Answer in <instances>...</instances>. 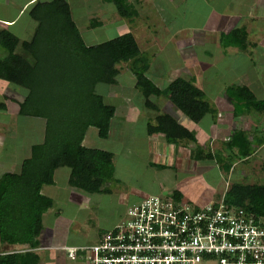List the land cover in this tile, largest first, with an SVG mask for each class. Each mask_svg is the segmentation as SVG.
<instances>
[{"label": "rangeland", "instance_id": "rangeland-1", "mask_svg": "<svg viewBox=\"0 0 264 264\" xmlns=\"http://www.w3.org/2000/svg\"><path fill=\"white\" fill-rule=\"evenodd\" d=\"M66 1L85 44H96L122 33H130L135 40L139 56L147 65L144 74L148 79H152L157 87L161 89L176 78H181L195 87L196 91L203 95V103L215 114L214 116L208 113L203 115L199 120L200 125L206 127L210 124V118L212 129L206 132L204 130L205 134L199 135L201 131L198 132L197 142L186 143V145L192 146L189 147L190 152L198 147L203 154L221 153L225 157L224 162H227L225 164H230V166L237 162L226 152L228 150L224 145L229 134L228 125L223 126L226 128L223 130H218L215 126L218 125L219 120L222 123L228 121L223 117L230 112L226 106L228 100L224 96L227 86H238L242 82L247 86L250 85L251 89L255 87L256 92L251 91L257 99L264 97V10L259 9L256 2H249L243 8H238L239 4L232 8L229 3L227 8L224 6L227 0H222L220 6L209 0L207 2L204 0H183V2L142 0L139 4L130 0L137 15L128 20L119 17L111 4L101 2V0ZM250 5H254L252 10L245 9ZM247 11L250 12L247 13ZM216 13L219 15L224 13L226 18L231 19V22L228 21L229 24H226L228 31L243 26L250 27L251 31H248L246 39L248 47L240 52L233 49L222 51L218 39L220 35L218 34L220 33L218 22L221 23V17H218ZM249 16L253 19L249 20ZM90 19L101 22V28L91 25ZM243 20L245 22L241 24ZM252 21L253 24H250ZM228 31L225 30L223 33L226 34ZM252 65L254 66L251 67ZM117 70L114 85L98 84L94 88V92L102 97L103 102L113 106L115 110L107 139H98L93 129L86 131V139L85 135L83 136V142L85 141L84 145L87 148L112 154L113 180L109 181L106 186L109 193L89 195L76 190V194L84 196L86 200H67L68 188L63 180L65 170L61 169L55 174L54 188L56 189L52 191L54 211L44 213L45 231L40 232L37 238L38 246L43 244L49 248L37 251L39 264H70L65 258V250L58 248L68 245H91L96 241L94 239H97V236L123 221L124 212L127 209V201L123 198L128 195L127 197L134 199L130 196L131 191L137 190L138 194L145 196L159 195L174 199L173 192L177 190L183 199L179 200L201 206L212 200H218L225 183L226 186L232 183L264 184V166L261 165L264 159V147L257 151L254 160H249L248 165L245 166L244 162H240L228 173L223 171V164L217 166L213 161L198 163L196 166L198 171L172 169L162 172L155 170V168L160 169L156 166L146 167L148 159L145 160L147 149L143 142L144 121L146 117L151 119L157 112L164 113L167 110H173L171 105L172 107L174 105L164 95H161L153 100L157 108L156 113L149 112L146 108L143 109V99L133 89L134 77L130 65L121 63L117 65ZM128 107L138 111V118H136L137 114L131 111L127 118L125 117L127 121L123 120L122 127L118 128V117L123 116ZM175 108L184 114L176 106ZM216 110L221 113L216 114ZM9 111L10 107L7 106V113H3L4 119L1 122L6 127L11 122H15L8 115L11 114ZM0 115H2L1 111ZM174 117L172 118L178 125H191L190 129L195 131L196 126L192 119L185 116L189 121L183 120L179 115ZM30 120L38 123L43 121L36 118H30ZM232 124V128L246 129L247 138L252 135L264 138V116L262 114L250 111L243 116L233 118ZM5 132L4 130L0 132L1 138H4ZM39 138L40 134H30L29 138L21 143L23 149L26 141L29 140L34 144L39 142ZM3 140L2 146L7 148V152L4 153L8 156L10 138ZM157 142L162 143V140L157 139ZM152 143L153 146H157L156 141ZM152 145L149 146L148 143V151L150 149V151L157 152V148L152 149ZM1 152L3 153V150ZM9 169L6 171L11 173L15 171ZM171 173L176 176L175 178L173 176L174 180H169ZM57 211H59L58 215L54 214ZM80 258L84 264H87L83 256ZM54 260L55 263H53ZM209 264H216V262Z\"/></svg>", "mask_w": 264, "mask_h": 264}, {"label": "trees", "instance_id": "trees-1", "mask_svg": "<svg viewBox=\"0 0 264 264\" xmlns=\"http://www.w3.org/2000/svg\"><path fill=\"white\" fill-rule=\"evenodd\" d=\"M102 1L111 4L121 18L131 20L136 16L127 0ZM28 16L36 23L29 40L20 42L9 31L0 30V81L26 92L17 114L42 119L43 136L41 142L30 146L29 156L21 161L18 173L0 175V245L24 250L0 254V264H39L35 249L42 230L41 216L52 207V200L40 194V189L53 185L55 170L66 168V184L77 191L109 193L106 186L113 180L112 154L84 147L81 142L89 127L96 130L98 139L107 138L114 107L105 104L94 88L98 84L114 85L117 65H130L133 87L145 108L156 113L150 98L164 95L194 122L206 113L215 114L203 103V95L181 78L157 88L144 74L147 65L130 33L86 45L65 0L37 1ZM90 24L95 26L97 22ZM218 39L221 49L244 50L249 46L242 27L221 33ZM224 96L233 118L250 111L264 116V98L256 99L246 87L229 85ZM145 128L147 135L161 134L166 144L195 143L193 133L165 113L157 112L153 123L147 122ZM247 133L232 131L224 143L230 155L240 162L263 143L262 136L252 135L248 140ZM190 157L196 161L214 159L198 147L190 152ZM228 170L229 165H224L223 171ZM173 198L179 200V194L173 192ZM221 198L224 204L241 208L256 219L264 218V184L232 183ZM104 233L97 236L98 240Z\"/></svg>", "mask_w": 264, "mask_h": 264}, {"label": "built area", "instance_id": "built-area-1", "mask_svg": "<svg viewBox=\"0 0 264 264\" xmlns=\"http://www.w3.org/2000/svg\"><path fill=\"white\" fill-rule=\"evenodd\" d=\"M95 244L64 248L87 264H264V218L223 203L143 196ZM24 251V250H21Z\"/></svg>", "mask_w": 264, "mask_h": 264}, {"label": "crops", "instance_id": "crops-1", "mask_svg": "<svg viewBox=\"0 0 264 264\" xmlns=\"http://www.w3.org/2000/svg\"><path fill=\"white\" fill-rule=\"evenodd\" d=\"M37 1H50V0H0V30L4 29V30L9 31L20 42L29 40L30 36L32 35V32L35 29L36 23L29 18L28 10ZM85 1L86 0H84V2ZM128 1L130 2V0H128ZM133 1H134L135 4H139L140 2H142V0H133ZM173 1L183 2V0H171V2H173ZM204 1L207 2L208 0H204ZM209 1L216 2L219 6H220V4L222 2V0H209ZM65 2L68 4V2L66 0H65ZM101 2H103V1L101 0ZM249 2H256L258 4V8L261 9V10H264V6H263L264 5V0H227L226 4L224 6H226L228 8L229 7V3H231V7L232 8H234V6H236V4H239L238 8H241V7L243 8V6L244 5H248ZM131 5H132V3H131ZM80 6H81V4H80ZM68 8H69V13H70V18H71V20L74 22V24L76 26V23H75V21L73 19V16L71 14V10H70L69 4H68ZM133 8H135V7L133 6ZM246 8L248 10H252L254 8V5L247 6V7H245V9ZM135 12H136V10H135ZM249 12L250 11H247V13H249ZM216 14H218V13H216ZM136 15H137V13H136ZM217 16L221 17V20H220L221 23L218 22V24H219V30L218 31L220 32L218 34L223 33L225 30L228 31L229 29H226V26H227L226 24H229L231 22L230 21L231 19L230 18H226L224 16V13H222V15L218 14ZM249 17H248L249 20L253 19L252 16H249ZM243 19H247V18H243ZM90 20H91L90 22H93L92 19H90ZM240 20H242V19H240ZM228 21H229V23H227ZM235 21L239 22V20H236V19H235ZM96 22H97V24H96L97 28H101V26H102L101 22H99L98 20ZM244 22H245V20H243L241 24H244ZM250 24H253V21ZM236 25L237 24L235 23V26ZM76 28H77V26H76ZM242 28H244V30H245L246 39H247L248 31H251V29H250L249 26H247V27L243 26ZM261 30H262V28L260 29V31ZM215 32L217 33V31H215ZM79 34H80V32H79ZM80 36H81V34H80ZM82 40H84V39L82 38ZM229 49L230 50L231 49L237 50V51L240 52V50L235 49V48H226V49H222V51H228ZM2 56H3V54L1 53V50H0V57H2ZM253 66L254 65H252L251 67H253ZM150 80L152 81V79H150ZM241 83H239L238 86H244L247 89L250 87V85L247 86L246 84H243V83L241 84ZM157 88H159V87H157ZM133 89H134V87H133ZM248 90L255 97L254 92H252L253 90L256 92L255 87L253 89L249 88ZM25 95H26V92L23 89L0 81V111L2 112V115H0V132L3 131V130L6 131L5 135H4V138L0 137V172H1V174L9 172V171H6V170H8V168H10L9 170H15V171H12L13 173H18L21 161L26 159L29 156V148H30L31 145H33V143H30L29 140L26 141V143H25L26 146L24 145V149H23V147L21 145V143L24 140H27V138H29L30 134H32V135L34 133H36L38 135L40 134L39 142H41V140H42L44 122L43 121L40 122V123L31 122L32 120H30L29 117H22V116H19L17 114L18 104L23 100ZM150 99H151V101L153 103V100L156 99V98H152L151 97ZM258 100H261V99H258ZM228 104L226 106H228V108L230 109L229 110L230 112L228 114L229 116L228 115H223V117L228 119L227 123H222L219 120V122L217 123L218 125L215 126L216 129L223 130L225 128L223 126L228 125L227 129L229 130V132H228L229 134L226 137L225 141H227V139L230 136L232 131L238 130L236 128H232V125L234 123L232 124L233 118L231 117V108H230V105H228ZM7 106L10 107V111L9 112L11 113V114H8V115L11 117V120L13 119L15 122L14 123L11 122V124H9L6 127V125L1 123V122H3V119H4V114L3 113L4 112L7 113ZM144 108L145 107H143V109ZM171 109H173V110H169V111L167 110L164 113L168 114L169 116H172L173 118H175L174 116L179 115V116L182 117L183 120L187 119L189 121V119L187 117H185L184 114H182L181 112L177 111L176 108L174 109V107H172V105H171ZM126 111L127 112H124L123 116H119L118 117V128L122 127L123 120H126L125 117L127 118L128 114L131 111L136 113L137 114L136 118H138V114H139V113H137L138 111L133 110L132 108H129V107H128V109ZM148 111L151 112V110H149V109H148ZM217 113L220 114L221 111L216 110V114ZM114 114H115V110H114L113 116H112V118H111V120L109 122L108 132H110V127L112 126V120L114 118ZM120 114H121V112H120ZM146 118L147 119H145V121H144V133H145V135L143 134V137H144V141L143 142H145V148L147 149V152L145 153L146 154L145 160L148 159L146 161L147 162L146 167H148V168H151L152 166H154V167L156 166V167H158L160 169H156L155 168V170H159V171H162V172L163 171H167V170L171 171L172 169H175V170L179 169V171L180 170L184 171L185 169H187L189 171L190 170L195 171L196 170V166L198 165V163L204 162V161H213V162H215L217 164V166H219V165L222 166V164L223 165H229V170L227 171V173H228V172L232 171L234 169V167L238 163H240V160L235 159L237 162L234 163L233 165L230 166V164H225V163H227L226 161L224 162L225 157L221 153H218V152H215L214 154H211L212 157L214 158L212 160H197V161L193 160L190 157V150H189V147L191 148L192 146H190V145L187 146L186 144H185V146H182V145L175 146V145H171V144H166L164 142L163 136L161 134L147 135L146 134V128H145L146 127V123L149 122V123L152 124L154 116L151 119H150V117H146ZM176 118L178 119V117H176ZM236 118H238V117H236ZM33 119H35V118H33ZM199 120H197L195 123H193L196 126L195 131H194V129H190L191 125L190 126H183L182 125V127L184 129H186L187 131H190V132L193 133L194 139H195V143L197 142L196 138H198V132L201 131V133H199V135L200 134H205L204 130H205V132L207 130H211L212 129L211 126H213L211 121H210V118H209L210 124H208L206 127L200 125ZM188 123H190V122H188ZM90 129H93L92 131L96 135V130L94 128H91V127L87 128V130H90ZM245 130L240 129V131H243V132H245ZM86 131L84 133L85 139L87 137L86 136ZM19 136H21V137H19ZM23 137H24V139H23ZM145 137H146L147 141H146ZM5 138H10V143H9L10 147L8 148V156H7V153L6 154L4 153L5 151L7 152V148L5 146H2L3 145V141H4L3 139H5ZM83 139H82L81 145L86 147L84 145L85 141L83 142ZM106 139H103V140H106ZM157 139L162 140V143L157 142ZM248 139H250V138H248ZM262 139H263V143L260 146L255 147L253 152L245 159V161H243L245 166L248 165L249 160H251V161L254 160L253 158L256 155L257 151L259 149H261L262 147H264V138L262 137ZM152 141H154V142L156 141V145L157 146H153L152 145L153 144ZM13 142H14V144H13ZM148 143H149V146H150V144L152 145V149H154L156 147L157 148V152L156 151L154 152L153 150L150 151V149L148 151V148H149ZM13 145H14V147H13ZM1 150H3V153L1 152ZM226 152L229 153V151H226ZM229 155H230V153H229ZM219 158H220V160H218ZM166 159H167V161H166ZM261 165L264 166V159L262 160V164ZM143 166H144V164H143ZM61 169H57V170L54 171V173H53V185L52 186H42L41 189H40V194H42V195H44V196H46V197H48V198H50L52 200V207L49 210H47L46 213H48L51 210L54 211V206H53V204H54L53 202L54 201L52 199V196H53L52 195V191H54V189H56V188H54L55 187V185H54V177H55L56 173H59L58 171H61ZM63 169L65 170V172H64L65 174L63 175L65 177H64L63 180L65 182V186L68 188V192H67L68 198H67V200L68 199H73V200H78L79 199L81 201L86 200L84 196H80V195L76 194V192H75L76 190L73 189V188H70L66 184V180H67V176H68V170L66 168H63ZM196 171H198V170H196ZM9 173H11V172H9ZM173 176H174V173L173 174L171 173L169 180H174V178L176 176H174V178H173ZM227 187H228V185L226 186V183H225L224 189L221 191L218 199L221 198L222 194L224 193V191L226 190ZM136 191L137 190H135V192L131 191V194H130V196H132L134 199H130L129 197H127L128 195H126L123 198V200L127 201V206L130 205L131 203L137 201L142 196H145L144 194H138ZM174 192H177L179 194L180 199H182V196L180 195L179 191L175 190ZM81 193H83V192H81ZM170 193H172V192H170ZM83 194H86V193H83ZM89 195H93V194H89ZM95 195H98V194H95ZM212 201H214V200H212ZM58 212L59 211H57V213L54 212V214L58 215ZM45 214H43L41 216V225H42L41 232L42 233H44V231H45V228L43 226V224H44L43 223V219L45 218ZM98 239L99 238L94 239V240H96L95 242H97ZM84 246H88V245H71V246L68 245V246H61L58 249L60 250L61 248L64 249V248H69V247H84ZM0 247H2V249H0V254H5V253H10V252H13V251H20L21 250L20 247H14V246H8V245H4V246L0 245ZM47 248H49V247H46L45 245L42 244V246H38L35 250L37 252V251H42V250L47 249ZM81 256H82V254L77 252V254H75V258L74 259H69L67 257H65V258H66L67 262H69L70 264H84L83 261L80 258ZM53 263H55V260L53 261Z\"/></svg>", "mask_w": 264, "mask_h": 264}]
</instances>
